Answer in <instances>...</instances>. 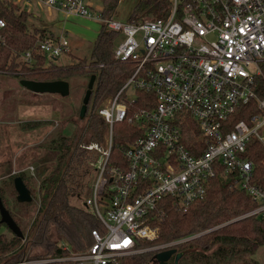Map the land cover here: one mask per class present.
Masks as SVG:
<instances>
[{
  "label": "built area",
  "instance_id": "2783aa9c",
  "mask_svg": "<svg viewBox=\"0 0 264 264\" xmlns=\"http://www.w3.org/2000/svg\"><path fill=\"white\" fill-rule=\"evenodd\" d=\"M1 1L29 13L42 5L64 18L99 21L118 32L113 58L130 67L121 87L97 110L107 124L104 143L84 146L96 155L89 162L84 206L103 230H91L92 244L84 252L16 264H122L131 254L173 248L187 238L137 245L158 237L167 205L186 211L203 199L219 169L233 175L235 186L256 204L240 217H264V188L253 182L245 156L251 137L264 144V96H258L264 90V0H167L165 16L133 22L103 16L98 0ZM4 27L0 18V41ZM45 32L35 51L51 60L70 53L65 35ZM21 57L30 63L33 54L28 50ZM254 100L258 111L233 121ZM117 123L137 133L121 145L122 159L112 153ZM185 128L198 132L193 148L184 142Z\"/></svg>",
  "mask_w": 264,
  "mask_h": 264
},
{
  "label": "trees",
  "instance_id": "16d2710c",
  "mask_svg": "<svg viewBox=\"0 0 264 264\" xmlns=\"http://www.w3.org/2000/svg\"><path fill=\"white\" fill-rule=\"evenodd\" d=\"M120 1L102 0L103 16L110 17ZM168 10L167 0H135L125 21L165 16ZM30 17L31 13L0 0V18L5 21L4 39L0 41V74L17 80L68 82L75 75H85L87 81L81 87V101L92 74L95 80L82 118L85 122L82 128H76L69 135L60 133L49 142V149L55 153L54 163L51 166L39 164L33 176L19 173L9 175L7 180L2 181L0 197L22 235L13 234L0 222V229L5 228L9 233L6 235L0 230V264L61 256L69 250L81 252L92 244L91 230H103L98 218L85 207L73 204L71 197L80 196L86 189L88 162L96 157L94 152L84 146L91 142L104 143L107 124L97 110L117 92L130 73L128 64H119L113 58L118 32L100 25L91 51V62L87 67L81 59L77 63L57 65L34 50L36 34L44 37L46 33L44 29L30 26ZM28 50L33 54L30 63L21 57ZM257 81V88L260 85L263 88L261 80ZM137 96L140 98L141 93ZM258 96L263 97L264 90L258 91ZM256 111L254 100L242 107L233 121L245 119ZM37 125L38 122L33 121L29 126L33 128ZM135 134L126 123L115 124L112 153L122 159L121 145L131 142V136ZM197 134L185 128L184 142L189 148L199 141ZM245 156L253 165V182L264 188V144L256 137H251L246 144ZM16 176H20L30 190L31 201L20 202L15 197L13 179ZM32 181L34 187L30 184ZM11 201L17 205L10 209ZM31 205H36L37 210L34 216L29 215V219L24 220L25 207ZM255 206V202L235 186L234 176L219 169L209 180L203 199L186 211H176L167 205L165 216L158 223V237L139 240L137 246L148 248L187 238L173 246L177 252H183L177 264H235L237 261L240 264H258L254 255L264 245V217H240ZM64 244L68 245V250L62 248ZM156 251L151 249L125 256L122 264H157L153 260ZM173 259H170L172 264Z\"/></svg>",
  "mask_w": 264,
  "mask_h": 264
},
{
  "label": "rangeland",
  "instance_id": "374dc122",
  "mask_svg": "<svg viewBox=\"0 0 264 264\" xmlns=\"http://www.w3.org/2000/svg\"><path fill=\"white\" fill-rule=\"evenodd\" d=\"M134 2L135 0H121L112 14L119 20H125ZM29 23L33 28L44 29L55 36L62 33L68 39L70 53L58 56L53 63L64 65L77 63L81 59L86 67L90 64L93 43L101 25L99 21L74 16L63 18L56 10L34 5ZM119 39L120 36L117 37ZM86 81L85 75L71 77L67 96L35 94L24 89L16 78L0 74V186L9 175L24 173L26 176H33L39 164L51 166L54 163L55 153L48 147L50 140L60 133L72 134L85 123L78 117V113L81 106V87ZM33 121L38 122V125L30 128ZM89 162L86 189L80 196L71 197L73 204L83 207L85 199L90 195L88 186L92 173ZM30 184L34 187V181ZM16 205L15 201H11L10 209ZM36 210V205L25 207L26 215H23V219H29V215L34 216ZM0 230L9 235L5 228ZM254 257L258 264H264V245L257 250Z\"/></svg>",
  "mask_w": 264,
  "mask_h": 264
},
{
  "label": "water",
  "instance_id": "95a60500",
  "mask_svg": "<svg viewBox=\"0 0 264 264\" xmlns=\"http://www.w3.org/2000/svg\"><path fill=\"white\" fill-rule=\"evenodd\" d=\"M95 75L92 74L88 80L84 95L82 97L81 106L79 110V118H83L87 110V105L91 95ZM18 83L26 90L35 93H50L58 94L60 96H67L69 94V82L66 80H48L38 81L32 79H20ZM13 185L17 192V200L20 202H29L32 199L30 190L24 184L20 176H16L13 179ZM0 222L4 223L7 228L15 235L21 236V230L16 224L9 211L4 206L0 197ZM183 255V252H177L175 248H168L156 252L153 256L154 262L157 264H172L170 263L171 257H173L174 264H177L178 259Z\"/></svg>",
  "mask_w": 264,
  "mask_h": 264
},
{
  "label": "crops",
  "instance_id": "0c3cea01",
  "mask_svg": "<svg viewBox=\"0 0 264 264\" xmlns=\"http://www.w3.org/2000/svg\"><path fill=\"white\" fill-rule=\"evenodd\" d=\"M59 14H61L62 16H63V18L65 17V15L64 14H62V13H60V12H58ZM73 16H70V17H68V18H72ZM75 17V16H74ZM56 59H53V61H55Z\"/></svg>",
  "mask_w": 264,
  "mask_h": 264
},
{
  "label": "flooded vegetation",
  "instance_id": "af4514ba",
  "mask_svg": "<svg viewBox=\"0 0 264 264\" xmlns=\"http://www.w3.org/2000/svg\"><path fill=\"white\" fill-rule=\"evenodd\" d=\"M170 261V260H169Z\"/></svg>",
  "mask_w": 264,
  "mask_h": 264
}]
</instances>
